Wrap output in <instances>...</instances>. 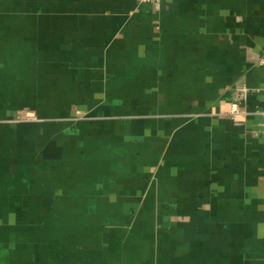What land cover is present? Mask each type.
<instances>
[{
  "label": "crops",
  "instance_id": "crops-1",
  "mask_svg": "<svg viewBox=\"0 0 264 264\" xmlns=\"http://www.w3.org/2000/svg\"><path fill=\"white\" fill-rule=\"evenodd\" d=\"M263 56L264 0H0V264H264Z\"/></svg>",
  "mask_w": 264,
  "mask_h": 264
},
{
  "label": "built area",
  "instance_id": "built-area-1",
  "mask_svg": "<svg viewBox=\"0 0 264 264\" xmlns=\"http://www.w3.org/2000/svg\"><path fill=\"white\" fill-rule=\"evenodd\" d=\"M143 3H154V2H160V1H164V0H141ZM261 64L264 66V56L261 59ZM243 115V113L238 109V108H232V110L229 112V116H231L232 118H237L238 116ZM261 115L263 117V124H262V129L261 132L264 134V111L261 112Z\"/></svg>",
  "mask_w": 264,
  "mask_h": 264
}]
</instances>
